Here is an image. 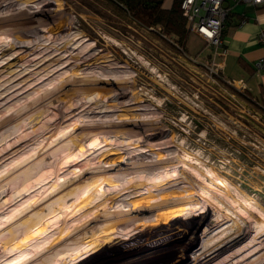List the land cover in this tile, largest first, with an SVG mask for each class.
Masks as SVG:
<instances>
[{
	"label": "rangeland",
	"instance_id": "rangeland-1",
	"mask_svg": "<svg viewBox=\"0 0 264 264\" xmlns=\"http://www.w3.org/2000/svg\"><path fill=\"white\" fill-rule=\"evenodd\" d=\"M120 7L0 0V264H264V103Z\"/></svg>",
	"mask_w": 264,
	"mask_h": 264
},
{
	"label": "crops",
	"instance_id": "crops-1",
	"mask_svg": "<svg viewBox=\"0 0 264 264\" xmlns=\"http://www.w3.org/2000/svg\"><path fill=\"white\" fill-rule=\"evenodd\" d=\"M174 4L175 0H164L163 7L170 10ZM228 4L232 11L224 29L223 49L226 55L218 57L217 62L220 63L221 73L227 80L246 88L264 103V71H258L255 66L264 57L263 46L258 40L259 34L264 31V4ZM190 35L203 41L197 35Z\"/></svg>",
	"mask_w": 264,
	"mask_h": 264
},
{
	"label": "built area",
	"instance_id": "built-area-1",
	"mask_svg": "<svg viewBox=\"0 0 264 264\" xmlns=\"http://www.w3.org/2000/svg\"><path fill=\"white\" fill-rule=\"evenodd\" d=\"M180 10L186 19L190 32L199 36L208 48L213 50L211 67L215 72L221 70L218 57H224V29L227 25L232 8L228 4L232 2L251 3L254 5L264 4V0H179ZM258 40L264 49V31ZM258 71H264V57L256 63Z\"/></svg>",
	"mask_w": 264,
	"mask_h": 264
},
{
	"label": "trees",
	"instance_id": "trees-1",
	"mask_svg": "<svg viewBox=\"0 0 264 264\" xmlns=\"http://www.w3.org/2000/svg\"><path fill=\"white\" fill-rule=\"evenodd\" d=\"M126 9L142 27L161 29L165 36L177 39L179 46L186 44L190 30L180 10V1L175 0L173 8L165 9L164 0H107ZM121 8V7H120ZM121 8V10H122Z\"/></svg>",
	"mask_w": 264,
	"mask_h": 264
}]
</instances>
